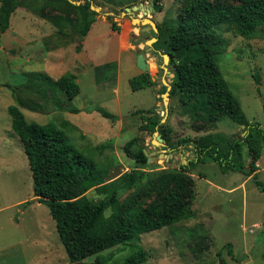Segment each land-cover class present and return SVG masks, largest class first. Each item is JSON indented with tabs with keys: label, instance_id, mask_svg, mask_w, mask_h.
<instances>
[{
	"label": "rangeland",
	"instance_id": "1",
	"mask_svg": "<svg viewBox=\"0 0 264 264\" xmlns=\"http://www.w3.org/2000/svg\"><path fill=\"white\" fill-rule=\"evenodd\" d=\"M140 2L149 3V0H134L127 7L138 5ZM223 2L234 3L232 0ZM158 4L161 6L160 14H155L154 11L149 17L156 23L175 22L180 1L158 0ZM39 5L41 2L38 0H17L9 27L0 32V264H69L48 207L43 203L34 202L36 198L33 197L28 160L19 137L11 128V118L7 112V107L16 103L11 89L6 85L17 86L27 82L31 72L44 71L56 78L60 69H68L67 60L57 74L49 71L47 66L51 59L56 57V51H46L44 46L51 49L57 41L69 45L80 41L78 28L81 21L78 13L70 10L68 19L72 20V23L63 24L65 31L60 33L58 26L49 20L56 12L48 8L42 9ZM91 6L94 7L95 18L99 17L93 30L95 38L91 34L92 38L86 39V55L77 57V54H74V57L84 59L87 56L101 62L102 58L98 60L95 56L98 48L101 52L106 48V54L110 57L118 52L114 42L116 37L110 34L113 30L107 16L111 17L120 30L122 18L130 22L131 18H143V15L138 10L126 12L125 7L117 2L94 0ZM130 25L141 26L135 21ZM215 31L227 39L228 47L217 55L216 60L232 93L240 102L241 111L248 120L259 121L264 126V26L257 27L256 35L252 39L236 35L232 30H226L225 26L215 27ZM137 34L138 40L144 41L145 34L140 31ZM129 39L133 40V35ZM156 45L163 49L162 45ZM146 54L152 63H156V66L150 65L149 72H155L156 67L163 65L161 56L155 58L154 53L150 51ZM125 57L126 53H123V60ZM94 75L92 66L78 76L82 92L78 98L72 100V104L86 106L92 110L100 105L118 116L122 115L124 125L119 128L118 136L113 134L118 125H112L110 118L103 117L96 110L92 111L94 115H87L91 118H88L87 123L83 122L84 118L80 114L68 111L58 113V120L55 114L52 116L28 109L21 111L27 121L38 124L51 123L54 117L57 120V123L54 121L56 128L64 133L67 140L80 153L100 166L108 164L112 170L111 175L128 171L133 166V161L125 155L123 146L134 136L145 143L146 148L153 151L165 150L167 155L171 153L174 156L169 161H166L164 156L152 157L147 172L153 176L161 168H178L181 163H187L194 157L192 142L182 149H171L169 144L176 143L179 138H194L215 129L213 125L194 121L189 111L190 105H182L176 97L168 98V113L165 115L161 94L166 86L159 85L161 94L156 98L158 105L154 106L155 89L146 87L132 91L127 80L129 72L121 69L118 80V106L112 96L110 78L98 83L94 81ZM172 75L170 72L164 76L167 82L171 81ZM257 76L259 83L255 81ZM97 89L99 92L95 93ZM17 93L21 94L20 91ZM34 95L28 94V99H36L39 94ZM154 107L161 116V123L169 129L168 144L164 140L162 144H157L158 131L156 134L154 131L137 130L136 124H140V118L134 111ZM61 119L79 121L82 127L69 129L60 124ZM231 127H238V124L224 116L217 122L215 133H226L228 135L223 134L226 138L242 139L245 136L243 129L232 133ZM109 134L113 136L108 138L112 139V146L101 153L95 147ZM243 156L245 164L248 165L250 158L246 147ZM256 164L257 180L264 185V152ZM190 175L194 180L193 216L170 226L143 233L135 241L120 243L99 252L104 264H122L138 248L145 251L144 264H199L200 261L204 264H221L220 257L224 264H264V190L256 186L251 175L237 171L222 173L218 164L208 159L198 163ZM86 194L94 200L100 197L93 189ZM142 197L148 201L151 199L147 194ZM106 214H109V211ZM42 239L48 243V250H43ZM228 242L232 245L233 256L224 248ZM218 251H221V256L216 255ZM93 258L94 256H90L86 260L91 261Z\"/></svg>",
	"mask_w": 264,
	"mask_h": 264
},
{
	"label": "trees",
	"instance_id": "2",
	"mask_svg": "<svg viewBox=\"0 0 264 264\" xmlns=\"http://www.w3.org/2000/svg\"><path fill=\"white\" fill-rule=\"evenodd\" d=\"M38 1L41 2L40 8L56 12L47 19L58 26L60 33L65 31L63 24L72 23L68 19L70 10L79 14L78 37L81 39L95 20V11L91 8L94 0H74L80 3L71 0ZM105 1L127 7L134 0ZM153 1L155 11H160L158 0ZM179 1L175 22L162 21L156 24L157 35L153 31L157 40L152 53L156 57L168 54L169 64L173 68L169 97H176L182 105H190L189 111L194 121L215 125L228 116L242 125L246 132L242 139L226 138L220 133L179 138L176 143L169 144L171 149H182L192 142L194 157L187 163H181L178 168H161L150 176L147 156L139 139L133 137L123 146L133 166L116 178L109 179L108 164L100 166L84 156L54 125L27 121L20 109L45 108L51 104L59 109L77 112V108L69 106L79 92L72 74L65 73L52 79L43 72H31L27 82L17 86L6 85L11 89L16 103L10 104L7 112L11 118V128L19 137L27 156L33 195L48 207L69 264H104L99 252L120 243L135 241L143 233L191 218L194 213V180L190 172L206 159L216 162L222 173L237 171L251 175L256 186L264 190L255 173L258 169L256 162L264 152V129L261 122L246 119L238 98L221 72L216 57L225 51L228 43L224 36L215 31V27L225 26L226 30H232L236 35L254 38L257 27L264 26V0H232L234 3L223 0ZM16 7L17 0H0V32L9 27ZM107 18L112 28L118 30L111 17ZM157 43L163 46L162 50L156 48ZM79 47L80 44L76 48ZM114 68L113 62L95 66L96 81H106ZM255 81L259 83L258 76ZM152 83L149 72H142L129 80L133 90ZM30 93H38L40 97L37 95L36 99H28ZM97 109L103 116L117 119L116 115L105 109ZM262 110L264 113V103ZM135 113L139 114L140 130L158 131L163 140L169 143V129L161 123V116L155 107ZM106 145L109 143L98 144L95 148L102 152ZM245 147L250 158L248 165L243 156ZM91 189L100 196L98 199L87 196ZM144 194L150 195L151 199L145 200L142 197ZM107 211L109 214H106ZM224 248L233 256L231 243H226ZM216 255L221 256V251ZM90 256H94L93 260H86ZM145 260V251L138 248L122 264H144ZM220 262L224 264L221 257ZM199 264L204 263L200 261Z\"/></svg>",
	"mask_w": 264,
	"mask_h": 264
},
{
	"label": "crops",
	"instance_id": "3",
	"mask_svg": "<svg viewBox=\"0 0 264 264\" xmlns=\"http://www.w3.org/2000/svg\"><path fill=\"white\" fill-rule=\"evenodd\" d=\"M155 14H160L159 11H155ZM99 18V17H97ZM97 18H95V20L93 21V23L91 24L89 30L87 31V33L82 37V39L80 38V41H77V42H74L76 44H74L73 42L70 43L71 45H69L68 43H63V42H58L55 43V45H53V47L51 49H48L44 46V48L46 49V51H56V57H53L51 59V62L50 64H48L47 66V69L49 71H52L54 72L55 74H57L56 72L60 69L61 65L63 63H65L67 60L68 63H66V65L68 64L69 67L68 69L66 68L65 70L61 71L62 69H60V74L58 77H60L61 75L65 74V73H70L74 76V80L75 82L77 83L78 87H79V92L74 96L73 99H76L78 98L79 95H81V89H80V86L78 84V76H80L82 73L86 72L90 67H94V73H95V66H99V65H102V64H106V63H110V62H113L115 64V68L111 70V72H109V77H107L109 79L111 83V86H112V96L114 97V100L115 102H117L118 106H119V98H118V80H119V72L121 69H125L129 72V77L127 78L128 80V84H129V80L133 77H136L138 75H140L142 73V71L136 66V57H137V54L139 52H142L145 56V60L151 65V64H156L155 62L152 63V61H150L148 58H147V50L145 49V46H146V39L147 38H150V37H153L154 35H149L148 32L152 33L153 34V30L149 27L148 30L144 29V26H131L130 24L134 21L133 18L130 19V22L127 21L126 19H121L123 22L121 23V26H120V30H114L111 26V23H110V27L111 29L113 30L110 34L114 37H116L115 39V44L117 45V48H118V52H116V54H114L113 56L111 55V57L106 54L107 52V49L105 48L103 50V52H101L99 50V48L96 50L97 54H95L96 56V59L100 60L102 58V61H96V60H92L90 59L89 57H85L84 59H76L74 57V54H77V57L79 55H83L85 54L86 55V39L88 37H91V34H93V30H94V27L96 26V21H97ZM105 19V18H104ZM107 20V18L105 19ZM108 21V20H107ZM110 22V21H109ZM155 22V21H154ZM130 23V24H129ZM156 23V22H155ZM161 23V22H160ZM158 24V23H156ZM143 28V29H142ZM142 32L143 34H145V39L144 41H139L138 40V37H137V33L138 32ZM94 35V38H95V34ZM133 35V40H130V36ZM98 36V35H96ZM97 38V37H96ZM99 40H97V43H98ZM42 42L44 43V41L42 40ZM80 44V47L79 49H77V45ZM154 44V43H153ZM151 46L152 50L154 48V46ZM72 50H71V49ZM157 49L159 50H162L158 47H156ZM152 50H150V52H152ZM123 53H126V57L125 59L123 60ZM62 54V56H60ZM149 55V54H148ZM153 55V54H152ZM163 55V54H162ZM155 56V55H154ZM71 57V58H69ZM106 57V58H105ZM162 57V60H163V56ZM69 58V59H68ZM105 58V59H104ZM156 58V56H155ZM104 61V62H103ZM157 62V61H156ZM156 66V65H155ZM151 68V67H150ZM150 70V69H149ZM149 70L147 72H149ZM158 70L159 68L156 67V70L155 72H149L150 74V78L151 80L153 81L152 84L150 85H147V86H144L143 88H146V87H153L155 89V95H154V98H155V101H154V106L158 105L157 104V101H156V98L158 97V94L160 92V88H159V85L161 86H166L163 82V76H158ZM40 72H43L45 74H47L48 76L49 73L47 72H44V71H40ZM52 79H57L58 77L56 78H53L52 76H50ZM107 79V80H108ZM106 80V81H107ZM166 80V79H165ZM94 81H96V76L94 75ZM170 84V82H168ZM160 86V87H161ZM129 87L132 91H136V90H133L129 84ZM141 88V89H143ZM140 90V89H138ZM166 91V89H165ZM164 91V92H165ZM96 92H99V89L95 90V93ZM163 92V93H164ZM161 97H162V94H161ZM72 99V100H73ZM72 100L71 102L69 103V106H73L75 108H77V112H72V111H69L67 108H63V109H59V108H56L54 107L53 105L49 104L47 105L45 108H42V107H39L37 106V109H30V108H27V107H21L20 109H28L30 111H33V112H36V113H42V114H55L57 116V120L59 119V116H58V113H66V111L68 112H71V113H74V114H80L82 116V118H84L83 122L87 123V120L88 118H90V116H87V115H94V113H92L93 110H96L98 111V107L100 108H103L102 106L98 105L96 107L92 109H89V107H86V106H81V105H73L72 104ZM42 103V101L40 102ZM68 105V103H67ZM104 109V108H103ZM106 110V109H105ZM108 111V110H106ZM137 110L134 111V114H138V113H135ZM100 114L101 112L98 111ZM110 112V111H108ZM84 113V114H83ZM111 114H114L117 116V119L115 120H112L111 119V122H112V125H118V128H115V130L113 131V134H115V136H118V133H119V128L123 127L124 125V120H123V116H118L117 113H113V112H110ZM68 114V113H67ZM102 115V114H101ZM68 116H70V114H68ZM103 116V115H102ZM105 117V116H103ZM107 118V117H106ZM91 119V118H90ZM109 119V118H108ZM247 119V118H246ZM57 120L54 119L53 117V122H51L50 124L55 125L54 121L57 123ZM248 120V119H247ZM220 121V120H219ZM251 121V120H249ZM253 121V120H252ZM218 122V121H217ZM217 122L215 123V125H213V127L215 129H213L212 131H207V132H203L201 135H204L206 133H215V131L217 130ZM60 124H62L63 126L69 128V129H77L79 126L82 127L81 123H79V121H74L72 122L71 120H65V119H61L60 121ZM137 130H140L139 129V125H138V122H137ZM261 126L262 128L264 129V126L263 124L261 123ZM228 127V126H227ZM87 128V127H85ZM242 125H239L238 124V127H231V132H236L237 130L239 129H242ZM120 130H123V129H120ZM229 130V129H228ZM245 132V131H244ZM155 133V131H154ZM224 135H228L226 133H223ZM84 135V134H83ZM200 136V135H198ZM109 137H113L111 136L110 134L109 135H105V139H103L99 144H102V143H109V145L105 147V149L103 151H105L106 149H108L109 147L112 146V139H108ZM135 137V136H134ZM132 139V138H131ZM192 147H193V143H191ZM102 151V152H103ZM25 152V151H24ZM101 152V153H102ZM194 152V151H193ZM26 155V154H25ZM27 157V156H26ZM258 166V165H257ZM30 169V168H29ZM258 170V169H257ZM256 170V171H257ZM111 169L108 170V176L107 178L109 179H114L116 178L117 176H119L121 173L123 172H119L115 175H111ZM31 172V171H30ZM125 172V171H124ZM34 197V195H33ZM34 202L38 203L37 199L34 200ZM43 225V224H42ZM46 226V225H45ZM43 228V226H42ZM43 240V239H42ZM44 243V251L45 250H48L46 249V246L48 245V243H46L45 240L42 241Z\"/></svg>",
	"mask_w": 264,
	"mask_h": 264
},
{
	"label": "water",
	"instance_id": "4",
	"mask_svg": "<svg viewBox=\"0 0 264 264\" xmlns=\"http://www.w3.org/2000/svg\"><path fill=\"white\" fill-rule=\"evenodd\" d=\"M79 3V2H76ZM92 9H94L93 6H91ZM96 10V9H95ZM131 10H138L142 15L143 18H133V20L135 22L138 23V25H142L144 26V29L148 30V28H152V30L156 33L158 32V29L156 27V23L149 17L151 16V12L155 11L154 8V1L153 0H149V3H139L138 5H133L131 7H125V11L126 12H131ZM143 29V28H142ZM157 40L156 36L150 37L146 39V46L145 49L147 50V52H149L150 50H152L151 46L152 44ZM163 65L160 66L159 70H158V76H163V82L166 85V91L164 93H162V100H163V104L165 106L164 110H165V115H167L168 113V98H169V92L171 90V86L170 84L165 80L164 76L167 74H170L171 71H173L172 66L169 65V55L168 54H163ZM136 66L142 71V72H147L150 69V64L145 60V56L142 52H139L137 54L136 57ZM155 133L157 134V132L155 131ZM239 138V137H238ZM163 141V138L161 137V135H157V144H162L161 142ZM139 144L143 147V152L144 154L147 156V162L149 163L152 159V157L156 158L158 156H164L166 157L167 154L165 153V150L162 151H153L150 150L149 148L145 147V143L140 142ZM170 156H172L173 154H168ZM192 155L194 156L195 153L192 152ZM186 163V161H185Z\"/></svg>",
	"mask_w": 264,
	"mask_h": 264
},
{
	"label": "bare ground",
	"instance_id": "5",
	"mask_svg": "<svg viewBox=\"0 0 264 264\" xmlns=\"http://www.w3.org/2000/svg\"><path fill=\"white\" fill-rule=\"evenodd\" d=\"M173 157H174L173 155H172V156H170V155H167V156H166V158H165V160H166V161H169V160H170V158H173Z\"/></svg>",
	"mask_w": 264,
	"mask_h": 264
},
{
	"label": "flooded vegetation",
	"instance_id": "6",
	"mask_svg": "<svg viewBox=\"0 0 264 264\" xmlns=\"http://www.w3.org/2000/svg\"><path fill=\"white\" fill-rule=\"evenodd\" d=\"M170 65V64H169ZM171 66V65H170ZM172 72V71H171Z\"/></svg>",
	"mask_w": 264,
	"mask_h": 264
}]
</instances>
